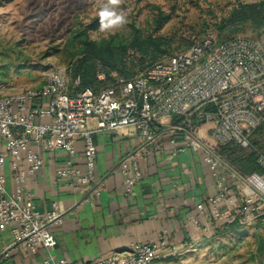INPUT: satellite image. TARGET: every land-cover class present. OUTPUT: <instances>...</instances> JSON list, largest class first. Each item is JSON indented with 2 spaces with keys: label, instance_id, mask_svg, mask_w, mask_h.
I'll return each mask as SVG.
<instances>
[{
  "label": "built area",
  "instance_id": "built-area-1",
  "mask_svg": "<svg viewBox=\"0 0 264 264\" xmlns=\"http://www.w3.org/2000/svg\"><path fill=\"white\" fill-rule=\"evenodd\" d=\"M1 75L0 66V92L7 86ZM206 124L217 145L251 152L258 171L243 173L200 142L194 127ZM263 126L264 35L261 41L209 37L100 93L88 88L74 95L67 68L54 66L40 88L0 97V231L9 232V249L44 252L43 264H75L53 253L54 229L64 224L66 212L59 202L49 211L39 210L28 181L43 171L45 155L64 153L56 186L95 208L104 187L96 175L95 135L128 128L138 131L142 144L110 172L124 179L125 200L136 199L145 175L142 161L153 153L168 161L200 153L215 179V192L187 213L182 230L209 238L225 227L264 230V151L253 140ZM173 240L164 229L154 242L132 243L125 253L79 264H157L181 256Z\"/></svg>",
  "mask_w": 264,
  "mask_h": 264
},
{
  "label": "crops",
  "instance_id": "crops-1",
  "mask_svg": "<svg viewBox=\"0 0 264 264\" xmlns=\"http://www.w3.org/2000/svg\"><path fill=\"white\" fill-rule=\"evenodd\" d=\"M94 126L91 122L90 127ZM210 128L208 124L194 127L195 137L214 149L226 163L245 173L238 155L232 152L237 147L217 145L210 136ZM94 140L98 151L96 175L104 181L95 208L81 203L80 197L69 189L56 186V171L66 160L64 153L45 155L43 171L28 181L39 210L49 211L53 203L59 202L66 212L64 224L54 229L57 245L53 253L57 259L79 264L125 253L132 243L156 241L164 229L172 232L174 249L181 256L209 238L181 228L187 213L194 212L215 192V179L200 153L187 152L172 161L153 153L142 161L145 175L136 187V199L127 201L122 194L124 179L120 175L110 176V172L130 151L141 146L138 131L128 128L117 133H98ZM253 140L256 143V135ZM261 145L263 149L264 140ZM77 149L83 152V145L77 144ZM0 150H3L1 144ZM238 150L254 157L249 151ZM8 189L11 190L10 184ZM11 244L9 232L0 231V264H43L44 252L26 254L9 249ZM187 257L177 264H197ZM174 261L168 258L157 264H176Z\"/></svg>",
  "mask_w": 264,
  "mask_h": 264
},
{
  "label": "rangeland",
  "instance_id": "rangeland-1",
  "mask_svg": "<svg viewBox=\"0 0 264 264\" xmlns=\"http://www.w3.org/2000/svg\"><path fill=\"white\" fill-rule=\"evenodd\" d=\"M261 1L121 0L119 7L126 13L127 23L114 33L102 32L99 23H94L90 35L95 40L115 34L129 36L126 32L135 21L147 36L154 31L147 22L153 19L154 7H160L171 14V21L154 36L167 37L173 42V50H183L216 36L215 26L240 4ZM104 3L107 0H0L1 81L7 84L0 97L38 89L54 66L66 67L63 50L67 40L77 25L92 24ZM238 36L255 38L250 29ZM256 140L263 144L264 126L256 132ZM185 255L197 264H263L264 230L255 227L228 231L203 240ZM185 255L172 259L177 264Z\"/></svg>",
  "mask_w": 264,
  "mask_h": 264
},
{
  "label": "trees",
  "instance_id": "trees-1",
  "mask_svg": "<svg viewBox=\"0 0 264 264\" xmlns=\"http://www.w3.org/2000/svg\"><path fill=\"white\" fill-rule=\"evenodd\" d=\"M153 12V19L147 23L151 28L154 26V31L147 36L143 35V30L135 24V21L126 32L130 34L129 36L115 34L100 40L92 39L90 35L92 25L99 23L98 17L90 25L75 27L63 50L70 87L74 95L88 88L100 93L106 88L117 87L119 79L131 81L145 74L156 63L186 52L193 45L207 39L190 44L183 50L179 48L173 50V42L167 37L154 36L155 32L164 29V26L171 21V14L160 7H154ZM247 29L252 30L255 35L254 40H260L264 35V0L254 4H240L233 9L228 18L215 26L219 42L236 38ZM102 74L105 79L99 80L98 77ZM76 81H79L78 86L75 85ZM260 144L261 141H256V145ZM232 152L238 155L239 164L245 173L258 171L253 160L255 156L243 154L238 148L232 149ZM228 231H239V228L234 226L218 229L215 236Z\"/></svg>",
  "mask_w": 264,
  "mask_h": 264
},
{
  "label": "clouds",
  "instance_id": "clouds-1",
  "mask_svg": "<svg viewBox=\"0 0 264 264\" xmlns=\"http://www.w3.org/2000/svg\"><path fill=\"white\" fill-rule=\"evenodd\" d=\"M121 0H107L97 11L100 31L114 33L127 23L126 13L120 9Z\"/></svg>",
  "mask_w": 264,
  "mask_h": 264
},
{
  "label": "water",
  "instance_id": "water-1",
  "mask_svg": "<svg viewBox=\"0 0 264 264\" xmlns=\"http://www.w3.org/2000/svg\"><path fill=\"white\" fill-rule=\"evenodd\" d=\"M264 264V263H263Z\"/></svg>",
  "mask_w": 264,
  "mask_h": 264
}]
</instances>
